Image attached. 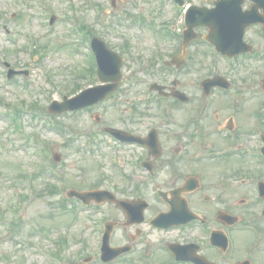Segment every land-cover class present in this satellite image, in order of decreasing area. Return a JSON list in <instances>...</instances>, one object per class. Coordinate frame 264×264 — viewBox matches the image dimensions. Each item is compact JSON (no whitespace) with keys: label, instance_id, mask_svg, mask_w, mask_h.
Instances as JSON below:
<instances>
[{"label":"rangeland","instance_id":"1","mask_svg":"<svg viewBox=\"0 0 264 264\" xmlns=\"http://www.w3.org/2000/svg\"><path fill=\"white\" fill-rule=\"evenodd\" d=\"M139 3L143 2L121 0L114 9L110 0H0V264H101L96 251L103 221L122 220L123 215L109 203L84 207L77 199L66 198L65 191L101 187L114 192V181H120L118 169L113 164L114 148L102 128L142 129L144 118L138 119L132 107L138 106L143 113L156 112L160 101L152 96L153 104L147 103L150 101L143 92L146 82L129 86V77L149 76L163 84L174 77L160 63L140 69L143 55L154 56L158 62L155 51L162 45H155L158 37L146 26L140 30L124 25L122 12L133 16L140 8V18L150 15ZM52 13L57 18L50 27ZM70 19L86 26L92 35L102 38L124 57L122 71L126 79L104 104L51 114L46 106L53 98L60 100L62 95L71 96L97 83L96 75L87 72L91 71L89 51L79 48ZM3 61L13 69L27 70V76L7 80ZM127 101L132 104L127 106ZM14 106L21 107V114L19 122L11 124L7 110ZM97 113L100 119L95 117ZM32 138L40 142L37 146L45 147L46 157H40L38 148L30 146ZM193 145L186 148L192 156L198 153V147ZM55 155L60 156L58 162ZM121 156L124 160L128 157L126 152ZM49 164L54 165V174L47 169ZM42 168L46 171L42 170L33 184L28 183L34 186L33 194L26 190L28 185L21 173L30 175L28 172ZM55 182V192L44 190L46 183ZM63 206L69 213H60ZM19 214L25 221L10 229L2 224V217L9 223ZM130 231L128 227L116 228L114 244L127 242ZM160 236L161 232L145 231L135 252L110 264H138L142 258L145 264H159L162 261L152 263L146 259V253L152 251H144L142 246L147 239L148 247L154 248ZM80 239L84 241L82 246ZM52 252L58 254V259ZM88 255L94 258L82 263Z\"/></svg>","mask_w":264,"mask_h":264},{"label":"flooded vegetation","instance_id":"2","mask_svg":"<svg viewBox=\"0 0 264 264\" xmlns=\"http://www.w3.org/2000/svg\"><path fill=\"white\" fill-rule=\"evenodd\" d=\"M185 1L226 15V33L194 28L198 37L166 84L183 95L162 101L155 126L137 129H155L160 155L143 148L127 186L114 190L148 204L141 228L131 226L140 230L134 242L152 217L177 207L182 222L163 231L160 245L175 243L193 258L178 264H264V0ZM183 12L171 25L181 39L171 55L182 50ZM205 33L213 44L201 41Z\"/></svg>","mask_w":264,"mask_h":264},{"label":"water","instance_id":"3","mask_svg":"<svg viewBox=\"0 0 264 264\" xmlns=\"http://www.w3.org/2000/svg\"><path fill=\"white\" fill-rule=\"evenodd\" d=\"M95 51L98 54V56L100 57L101 53L104 51L105 53H107V51L105 50L104 45L101 43H95ZM101 62H104V59H101ZM96 91L94 89L92 90H85L83 92H81L80 94H78L77 96H75L74 98L68 100L66 98L65 102L62 104H59V106L57 104H55L53 107H57V110H64V109H77L80 107H84L88 104H92L93 102L103 98L106 94L105 91H100L99 94H97V96H95ZM52 108V106L50 107V109ZM59 108V109H58ZM98 193H89L86 194V196H95ZM81 195V194H80ZM110 199H114L113 196ZM104 249H103V254L104 255H108L106 257V260H108V258H113L115 255H117L118 253H114V251H112L111 248H108L107 244L104 243Z\"/></svg>","mask_w":264,"mask_h":264}]
</instances>
